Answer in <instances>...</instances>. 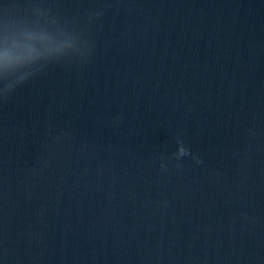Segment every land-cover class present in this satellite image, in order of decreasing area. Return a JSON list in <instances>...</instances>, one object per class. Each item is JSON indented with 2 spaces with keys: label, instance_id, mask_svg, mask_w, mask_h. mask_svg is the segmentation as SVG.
<instances>
[{
  "label": "water",
  "instance_id": "obj_1",
  "mask_svg": "<svg viewBox=\"0 0 264 264\" xmlns=\"http://www.w3.org/2000/svg\"><path fill=\"white\" fill-rule=\"evenodd\" d=\"M0 264H264V0H0Z\"/></svg>",
  "mask_w": 264,
  "mask_h": 264
}]
</instances>
